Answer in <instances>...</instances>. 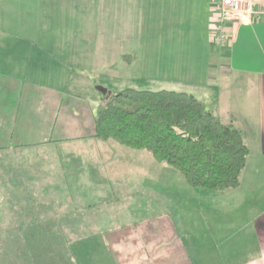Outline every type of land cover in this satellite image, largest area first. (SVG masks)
Returning <instances> with one entry per match:
<instances>
[{"label":"crops","instance_id":"obj_1","mask_svg":"<svg viewBox=\"0 0 264 264\" xmlns=\"http://www.w3.org/2000/svg\"><path fill=\"white\" fill-rule=\"evenodd\" d=\"M35 1L30 16L17 17L9 30L0 15V200L6 218H16L13 226L24 219L25 227L89 234L71 244L78 264H264V12L229 22L228 39L215 45L216 0H190L193 10L184 23L157 38L160 47L168 40V56H202L210 82L195 95L245 131L250 154L239 186L213 192L190 186L148 150L94 135L106 89L121 84L113 69L119 67L108 63L124 38L107 26L65 31L72 25L67 7L78 6L83 18V0ZM89 1L99 18L109 4H122L129 22L131 10L151 2ZM158 3L164 10L183 6ZM254 8L264 10V0H255ZM127 40L130 55L139 56L135 38ZM20 72L31 78L17 79ZM255 205L257 218L246 226L241 219ZM190 226L194 231L185 236Z\"/></svg>","mask_w":264,"mask_h":264},{"label":"trees","instance_id":"obj_2","mask_svg":"<svg viewBox=\"0 0 264 264\" xmlns=\"http://www.w3.org/2000/svg\"><path fill=\"white\" fill-rule=\"evenodd\" d=\"M94 122L96 137L148 150L190 186L208 191L238 187L250 154L237 121L223 119L187 91L126 87L105 95ZM19 220L20 226L0 229V264H78L71 243L89 234L25 227Z\"/></svg>","mask_w":264,"mask_h":264},{"label":"rangeland","instance_id":"obj_3","mask_svg":"<svg viewBox=\"0 0 264 264\" xmlns=\"http://www.w3.org/2000/svg\"><path fill=\"white\" fill-rule=\"evenodd\" d=\"M35 2V0H7L0 2V15L3 16L2 20H8L9 24L5 25V27L9 30L10 28L15 27L11 25V21L15 20L17 17L27 18L30 16L32 8H35ZM175 2L177 4H181L182 2L183 4L181 5L183 6H179L178 8L172 6L173 8L164 10L160 8L158 0L154 2L151 0V2H148L143 8L130 11L129 16L132 18V22H129L127 16L124 15L126 10L122 9V4H120L119 7H117V5L112 6L109 4V7H107L105 12L101 15V18L96 14L97 10L95 8V1H92L89 7L90 1L83 0V18L78 17V6L76 9L73 5L67 7V12L69 11L72 14L69 15L70 19L68 22H71L72 25L69 26L65 24L63 27L65 31H69L68 28L71 30L73 29V31L76 28L78 31L80 26L83 25V32H95V30H97L96 28L99 27V29L102 30L104 26H107L112 34L116 33L124 38L122 40L117 39L118 41H116V43H121L123 47L121 50H118L116 47V50H118V57H114V60L108 63L109 65L119 67L118 69H113H116V74L118 73L117 77L121 84L116 86L113 90L106 89V95L117 93L121 91L119 89L122 87L129 86L149 90L174 89L198 95L196 89L203 90L205 85H208L210 82L208 79L209 72L206 66V61H204L202 56L195 58L184 56L171 57L168 56V53L170 52L167 43L168 40L162 44V47H160L161 41H157L158 37L165 35V28H170L171 25H176L178 27L180 24L184 23L183 20L185 17L190 15L193 10L190 0H175ZM26 7L29 8L26 9ZM90 9H92L91 13H89ZM111 12L113 13V16L111 15ZM107 20L110 21V24ZM111 21H113L114 25H111ZM112 26L114 27V32ZM129 29L131 30L130 32ZM175 29L176 28H174V31ZM129 35L133 36L136 40L135 49L138 51L139 56H131L129 49L126 47ZM170 35V33L166 34V36ZM141 36H143L144 41L141 40ZM197 61L198 63H196ZM106 71L112 72L109 69H106ZM34 74L38 75L39 79L47 78L46 74ZM75 75L76 73L74 72L71 77L72 80H75ZM18 78L20 80H28L31 78V74L28 72H20V74L17 75V79ZM143 78L144 81L142 80ZM140 82H143V84H140ZM171 170H173L172 172H174L176 176L179 177V175H181L179 170L174 168H171ZM163 195L167 197L166 199L169 204L173 203L168 199V194L163 192ZM154 196L161 198L159 192L155 193ZM189 203L192 202L189 201ZM153 211L156 212V209L153 208ZM188 212H192V209H189ZM179 213L180 212H178V214ZM5 214V202L0 200V229L2 231H6L14 225V221L12 222L6 218ZM257 215L258 212L255 205V207L248 209V215L243 216L241 221L243 224L245 223L246 226L250 227L254 224ZM12 217L13 216H11V218ZM138 217L139 216H137V218ZM134 218L131 216L129 220H133ZM137 218L135 219L137 220ZM172 218L175 219V215L172 216ZM177 219L183 220V222L185 220L181 215H179ZM190 219L191 218L189 217V225L192 221ZM239 219V216H232L230 218L231 221H237ZM182 228L184 229V227ZM193 231L194 228L190 226V228L185 231L184 235L187 236L186 234L188 232L193 233ZM5 244H7V242ZM8 244L7 245L12 248L15 246L16 242L8 240ZM220 251L223 252L222 250Z\"/></svg>","mask_w":264,"mask_h":264},{"label":"built area","instance_id":"obj_4","mask_svg":"<svg viewBox=\"0 0 264 264\" xmlns=\"http://www.w3.org/2000/svg\"><path fill=\"white\" fill-rule=\"evenodd\" d=\"M255 0H216L213 22V43L222 45L227 39L226 25L229 22L241 20L258 12L254 8Z\"/></svg>","mask_w":264,"mask_h":264}]
</instances>
